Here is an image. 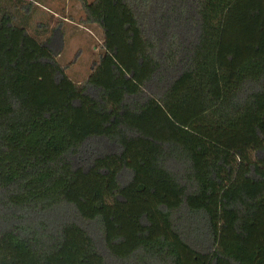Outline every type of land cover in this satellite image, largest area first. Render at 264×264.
I'll use <instances>...</instances> for the list:
<instances>
[{"label":"trees","instance_id":"trees-1","mask_svg":"<svg viewBox=\"0 0 264 264\" xmlns=\"http://www.w3.org/2000/svg\"><path fill=\"white\" fill-rule=\"evenodd\" d=\"M76 1L82 80L0 0V264H264V0Z\"/></svg>","mask_w":264,"mask_h":264},{"label":"rangeland","instance_id":"rangeland-1","mask_svg":"<svg viewBox=\"0 0 264 264\" xmlns=\"http://www.w3.org/2000/svg\"><path fill=\"white\" fill-rule=\"evenodd\" d=\"M29 1L36 6L33 25L40 19L43 24H47L48 29L55 28L50 42L53 49L60 53L57 61L66 65V73L73 80H82L99 53L102 40L100 28L79 22L83 13L76 0H47L44 5L38 6L33 0ZM88 227L92 229L90 224Z\"/></svg>","mask_w":264,"mask_h":264}]
</instances>
